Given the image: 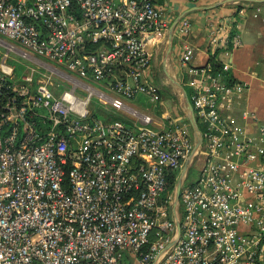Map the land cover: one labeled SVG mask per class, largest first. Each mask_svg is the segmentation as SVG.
<instances>
[{
  "label": "built area",
  "instance_id": "1",
  "mask_svg": "<svg viewBox=\"0 0 264 264\" xmlns=\"http://www.w3.org/2000/svg\"><path fill=\"white\" fill-rule=\"evenodd\" d=\"M169 28L167 0H0V264H264V122L248 110L257 132L236 122L228 110L246 84L228 61L191 66L187 41L179 62L204 126L193 154L195 133L167 106L148 48ZM210 29L215 55L225 45ZM176 31L189 37L191 20ZM16 56L30 69L23 81L8 63ZM139 95L169 128L122 98ZM94 96L105 119L90 109ZM189 159L200 170L180 188L179 233L176 187Z\"/></svg>",
  "mask_w": 264,
  "mask_h": 264
},
{
  "label": "crops",
  "instance_id": "2",
  "mask_svg": "<svg viewBox=\"0 0 264 264\" xmlns=\"http://www.w3.org/2000/svg\"><path fill=\"white\" fill-rule=\"evenodd\" d=\"M175 1L167 0L170 27L178 18L188 17L192 22L193 31L185 38L179 36L175 29L171 52L167 51L165 43L167 36L149 43L148 48L153 53L155 80L161 91L163 87H167L169 93L177 97L168 82V71L174 73L184 86L180 77L187 72V68L180 64L179 57L182 45L187 41H193L197 49L191 66L204 67L210 62V58L215 56L220 62L231 63L230 73L234 81L246 84L247 89L242 97L228 112L236 122L243 123L249 132L256 133L258 123L251 119L246 120L242 113L248 110L264 122V0H198L183 3L180 8L175 6ZM212 26L220 29L219 36L223 45L226 46L225 40L233 34L241 36L242 44L239 46L230 44L227 45V49L225 46H219L216 54H211L209 33ZM160 70L165 76V81L162 78L157 80ZM162 95L166 98V104L167 100L171 99V106L167 105L169 108L175 105L179 108V113L186 116L184 103L179 97L178 103H175L169 95L166 96L163 92Z\"/></svg>",
  "mask_w": 264,
  "mask_h": 264
},
{
  "label": "rangeland",
  "instance_id": "3",
  "mask_svg": "<svg viewBox=\"0 0 264 264\" xmlns=\"http://www.w3.org/2000/svg\"><path fill=\"white\" fill-rule=\"evenodd\" d=\"M163 1L164 0H161L162 3H163ZM169 1H171V0H169ZM190 2H192V1H189V0H176L175 1V6L177 8H180L181 6H183V3L187 4V3H190ZM176 30H177V28H176ZM20 46L23 49H25L28 52H30V53L35 54V55H37L40 58H44L43 56H40L37 52L33 51L32 49H30L28 47H25L23 45H20ZM4 52H5V49L3 47H0V56L4 55ZM8 63H10L12 65H15L16 76H17V78L19 80L23 81V76L26 75V74H30V69L28 70V68L25 66L24 59L21 56H16L15 58H12V59L9 58L8 59ZM53 65L56 66V68L58 70L70 72L69 69L66 66H64V65L57 64L56 62H53ZM70 74L73 75L74 73L70 72ZM183 75H181L180 79L182 80V83L184 84V87L186 88L188 96L191 97L193 88H192V86L188 85L187 82H190L193 79V76H190L189 73H187L186 71L184 72ZM73 76H75V75H73ZM37 77H38V73L35 74V78H37ZM157 78H158L157 79L158 81H159L160 78H162V80L165 81V76H164L162 70L159 71V76ZM53 81L55 82V84H57L59 82V78L55 75L54 78H53ZM88 82L93 87L106 88L105 84L100 82V81L89 80ZM65 88H66V86H61L58 89L61 92ZM162 92H163L164 95H166V96L169 95L170 97H172V99L175 101V103H178V100H177L178 96L176 97V96L171 95L169 93V90H168L167 87H163ZM111 93L113 95H115L113 92H111ZM122 98L131 107L137 108L138 110H140L142 112H147V113L151 114L152 116H154V118L156 119V123H159V124H162V125L166 123V120H164L162 118V112L164 111V109L161 108L160 106H157L155 103L150 102L146 98L145 95H139L136 98H126V97L122 96ZM98 105L100 106V103L98 102V98L96 96H94L93 100L91 102V105H90V109H91V111L93 113L97 114L99 116V118L105 119V116H104L103 112H101V113L99 112L100 110L97 108ZM101 111H102V109H101ZM116 112H118L121 115H124L123 111L116 110ZM186 118H187V116H186ZM199 124H200V127H201L200 129L204 130L203 124L201 122ZM162 125L153 124V125H150V127L158 130ZM163 127L169 128V126H166V125L165 126L163 125ZM199 170H200V166L197 164V161H196V162H194L191 165V167L189 169L188 178L186 180V183L191 181V180H197V178L199 176ZM166 194H167V192L163 193V196L166 195ZM179 213L183 214V210H182V208L180 206H179Z\"/></svg>",
  "mask_w": 264,
  "mask_h": 264
},
{
  "label": "water",
  "instance_id": "4",
  "mask_svg": "<svg viewBox=\"0 0 264 264\" xmlns=\"http://www.w3.org/2000/svg\"><path fill=\"white\" fill-rule=\"evenodd\" d=\"M180 18H178L176 21L173 22L171 27L169 28L168 34H167V40L165 41L167 51L171 52L172 49V41H173V36L174 32L176 29V25L179 22ZM168 82L172 86L174 92L176 95L182 100L184 103V110L186 112V116L192 126V129L195 133L196 136V146L193 150V154L197 153L202 146L203 143V137H202V132L199 128L196 116L194 114L193 106L192 103L189 99L188 93L186 91V88L180 83V81L176 78L175 74L172 72L168 71ZM171 99L167 100V105L170 107L171 106ZM191 167V159L188 160V162L185 165L184 171H183V176L179 179L177 187H176V200L174 202V210H175V220L177 224V229L178 232H181V220H180V214H179V206H180V188L184 182L185 176L188 174L189 169Z\"/></svg>",
  "mask_w": 264,
  "mask_h": 264
},
{
  "label": "trees",
  "instance_id": "5",
  "mask_svg": "<svg viewBox=\"0 0 264 264\" xmlns=\"http://www.w3.org/2000/svg\"><path fill=\"white\" fill-rule=\"evenodd\" d=\"M210 63H212V65L218 70L219 69V67H220V62H219V60H217L216 59V57L215 56H212L211 58H210ZM161 94H162V91H161ZM201 128V127H200ZM175 183H176V180H175V178L173 179H171L170 180V186H169V188L171 189V190H173L174 189V187H175Z\"/></svg>",
  "mask_w": 264,
  "mask_h": 264
}]
</instances>
